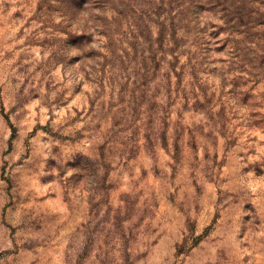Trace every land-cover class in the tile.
I'll return each instance as SVG.
<instances>
[{"label":"rangeland","instance_id":"rangeland-1","mask_svg":"<svg viewBox=\"0 0 264 264\" xmlns=\"http://www.w3.org/2000/svg\"><path fill=\"white\" fill-rule=\"evenodd\" d=\"M0 264H264V0H0Z\"/></svg>","mask_w":264,"mask_h":264}]
</instances>
